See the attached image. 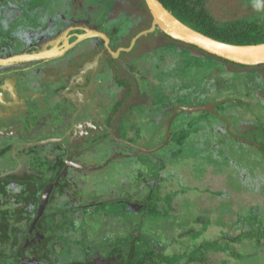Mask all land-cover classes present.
Wrapping results in <instances>:
<instances>
[{
  "label": "flooded vegetation",
  "instance_id": "obj_1",
  "mask_svg": "<svg viewBox=\"0 0 264 264\" xmlns=\"http://www.w3.org/2000/svg\"><path fill=\"white\" fill-rule=\"evenodd\" d=\"M121 1L0 0V264H169L175 216L198 232L211 223L179 217L183 193L200 185L167 171L154 156L160 144H136L122 130L123 116L144 105L134 99L146 98L150 73L170 82L171 54L156 47L168 41L160 28L138 37L152 14ZM156 31L166 39H144ZM256 147L264 157V136ZM256 226L245 222L243 232ZM205 233L175 241L181 263L232 252Z\"/></svg>",
  "mask_w": 264,
  "mask_h": 264
},
{
  "label": "rangeland",
  "instance_id": "obj_2",
  "mask_svg": "<svg viewBox=\"0 0 264 264\" xmlns=\"http://www.w3.org/2000/svg\"><path fill=\"white\" fill-rule=\"evenodd\" d=\"M205 4L221 25L253 18L264 20V0H206ZM138 5L141 14L148 13L150 18L145 0H138ZM155 37L160 41L166 39L161 31L144 39L154 43ZM177 41L168 36L167 44L157 43L158 49L167 47L170 51L171 80L164 83L166 74L150 73L151 88H142L148 91L146 98L140 93L141 97L134 99V103L145 99L144 105L136 110V115L123 116L122 130L136 144H160L154 156L165 161L167 171H177L185 181H197L200 185L198 190L190 183L183 193V200L179 201L183 212L179 213L180 218L188 213L203 214L211 223L220 220L221 226L219 230L209 229L211 223L204 221L206 230L198 232L193 223L175 216L170 225L178 226L175 230L168 228V242L173 239L174 242L164 254L165 260L169 264H183L184 248L175 241L198 240L206 232V238L216 234L221 238L216 246L228 249L232 245L233 250L206 251L205 261L197 263L264 264V157L256 147V141L264 136V65L226 62L205 53L201 55L190 44ZM143 84L148 86L146 82ZM206 105L213 108L195 111L183 108ZM167 119L168 125L163 126ZM233 134L239 135L240 141L234 140ZM206 184L212 189L207 190ZM235 220L237 229L229 231L228 224ZM251 221L255 226L261 224L262 230L243 232L242 226ZM228 234L234 235L236 242L230 244ZM150 238L143 235L141 241Z\"/></svg>",
  "mask_w": 264,
  "mask_h": 264
},
{
  "label": "water",
  "instance_id": "obj_3",
  "mask_svg": "<svg viewBox=\"0 0 264 264\" xmlns=\"http://www.w3.org/2000/svg\"><path fill=\"white\" fill-rule=\"evenodd\" d=\"M145 2L153 16V20L151 27L141 31L138 37L160 28L175 40L195 45L210 54L229 61L243 65L264 64V42L240 45L217 40L181 21L160 0H145ZM209 107H212V105L184 106L183 108L187 111H195Z\"/></svg>",
  "mask_w": 264,
  "mask_h": 264
},
{
  "label": "trees",
  "instance_id": "obj_4",
  "mask_svg": "<svg viewBox=\"0 0 264 264\" xmlns=\"http://www.w3.org/2000/svg\"><path fill=\"white\" fill-rule=\"evenodd\" d=\"M181 21L217 40L233 44H255L264 42V20L259 18L235 21L221 25L209 14L206 0H160ZM171 38V37H170ZM173 39V38H172ZM175 40V39H174ZM177 41V40H175ZM182 42V41H177ZM199 51L226 62L222 57L210 54L195 45ZM235 63V62H232ZM243 65V64H240ZM264 65V64H261ZM248 66V65H243Z\"/></svg>",
  "mask_w": 264,
  "mask_h": 264
}]
</instances>
